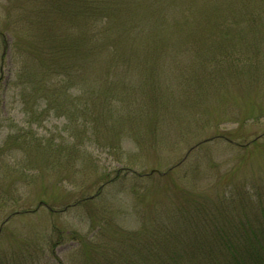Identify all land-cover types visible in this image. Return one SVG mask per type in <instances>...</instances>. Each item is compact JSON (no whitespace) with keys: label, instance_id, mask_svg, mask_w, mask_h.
Here are the masks:
<instances>
[{"label":"rangeland","instance_id":"1","mask_svg":"<svg viewBox=\"0 0 264 264\" xmlns=\"http://www.w3.org/2000/svg\"><path fill=\"white\" fill-rule=\"evenodd\" d=\"M229 233L264 234V0H0V264H215Z\"/></svg>","mask_w":264,"mask_h":264},{"label":"trees","instance_id":"2","mask_svg":"<svg viewBox=\"0 0 264 264\" xmlns=\"http://www.w3.org/2000/svg\"><path fill=\"white\" fill-rule=\"evenodd\" d=\"M92 1V0H89ZM116 3V0H114ZM110 8V7H109ZM88 14H91V11L88 12ZM127 29H121V35H125V33L128 31L130 33L132 31L131 26H127ZM96 26L94 24L89 25V30H86V40H88V43L91 41V46L92 50L94 51L97 48H100L101 46V41L97 40L93 37L94 31L96 32ZM98 31V30H97ZM58 52L59 49H58ZM241 223L243 224L244 222ZM231 238V233L227 235H222L220 234L219 238V247L214 250V255H213V261L212 263H217V264H230L229 261L225 260L223 258V255H221L222 251H227L229 254L233 255L235 252H241L243 251L242 249L247 248L249 251L248 253H252L254 257L256 258L255 264H264V234L258 235L255 233H251V235H242L239 234L238 236H235ZM239 239V240H238ZM242 240L241 243H244V247L241 246V243L239 241ZM254 251V253H253ZM215 252H218L219 254H215ZM149 253V252H148ZM161 253V252H160ZM150 255V254H149ZM247 257V254L244 251V258ZM165 259V258H161ZM248 262H251V260L248 258H245Z\"/></svg>","mask_w":264,"mask_h":264}]
</instances>
